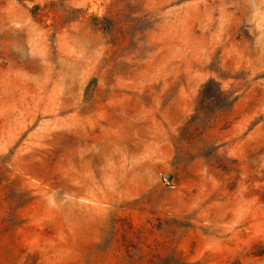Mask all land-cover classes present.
Returning <instances> with one entry per match:
<instances>
[{
	"label": "rangeland",
	"instance_id": "1",
	"mask_svg": "<svg viewBox=\"0 0 264 264\" xmlns=\"http://www.w3.org/2000/svg\"><path fill=\"white\" fill-rule=\"evenodd\" d=\"M0 264H264V0H0Z\"/></svg>",
	"mask_w": 264,
	"mask_h": 264
}]
</instances>
